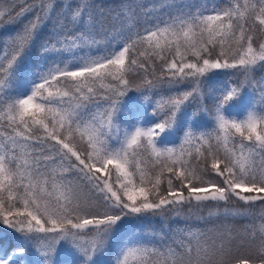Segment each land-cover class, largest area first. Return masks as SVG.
I'll use <instances>...</instances> for the list:
<instances>
[{
	"label": "snow or ice",
	"instance_id": "snow-or-ice-1",
	"mask_svg": "<svg viewBox=\"0 0 264 264\" xmlns=\"http://www.w3.org/2000/svg\"><path fill=\"white\" fill-rule=\"evenodd\" d=\"M163 7L174 4L162 0L137 13L130 4L112 12L95 0H12L0 10V25H21L0 46V224L44 264H52L61 241L83 256L82 264L109 249L113 264H264V81L255 79L264 66V0L151 15ZM154 61L161 62L159 74ZM220 69L243 79L215 101L214 127L187 131L179 149L157 147L155 137ZM137 70L149 88L193 86L157 101V108L167 105L159 123L121 135L114 116L122 98L139 91L129 79ZM242 84H252L261 103L240 119L227 118L223 106ZM100 92L108 108L86 114ZM257 215L258 225L236 232L227 224L185 225L149 238L132 225ZM24 251L17 243L0 253V264H23Z\"/></svg>",
	"mask_w": 264,
	"mask_h": 264
},
{
	"label": "trees",
	"instance_id": "trees-1",
	"mask_svg": "<svg viewBox=\"0 0 264 264\" xmlns=\"http://www.w3.org/2000/svg\"><path fill=\"white\" fill-rule=\"evenodd\" d=\"M12 0H0V10H6L7 6ZM69 2L75 6L77 0H69ZM230 0H166L168 4H174V7H163L159 8L158 11L151 13L152 16L160 17L161 19L166 18L169 14L178 11L187 5L194 7H205L209 11L212 9H219L229 4ZM95 3L103 8L112 12L118 11L123 5L130 4L136 8L137 13L140 12L141 8L150 9L154 6H159L162 0H95ZM59 6V5H58ZM29 17H25L28 19ZM105 26L112 27V20L110 16L105 18ZM21 25L19 23L9 24L7 26L0 25V46H2L5 39L12 33H15ZM50 25H45L40 33V40H43L49 32ZM258 42V41H257ZM32 59H37L36 51H33ZM155 72L157 74L161 71V62L154 61ZM148 77L155 80V76H152L153 71L146 63ZM144 70H137L129 74V79L133 85L138 86L139 91L130 90L121 100L119 104V111L114 116V121L120 126L121 133L124 129H131L137 126L144 129L153 127L159 123L163 114L167 111V105H163L157 108V101H163L167 97L176 94L178 91L190 90L193 86L191 82L181 85L179 89L169 88L166 85L159 86L156 88H149L144 80ZM243 78L232 69H220L210 72L207 77L203 80L201 85L202 96L198 95L191 98L186 102L182 109L177 113L175 123L169 129L160 133L155 137L157 147H176L179 149L183 143V136L189 130L193 132L210 131L214 127V120L212 113L215 107V101L224 94L230 87H234L240 84ZM255 79L257 81H264V66L258 67L255 73ZM148 97V100H145ZM262 97L258 90L254 91L252 84H242L240 94L233 98L229 103L223 106V114L227 118H242L252 105H259ZM108 103L104 99L103 92L98 93L94 98L86 114L100 111L108 108ZM156 112L157 114H154ZM198 113L193 116V113ZM259 210L257 209V213ZM203 216H208V209H205L202 213ZM260 220L258 215L253 218H235L225 220L223 217L216 218L212 217L207 220H182L179 218H171L162 220L159 217L150 218L142 221H132V225L137 229H140L149 234L151 233H165L169 234L170 229L177 226L184 227L185 225L192 228L207 229L214 226L218 227L223 224H227L232 227L234 232L241 230L247 225H258ZM127 230V229H126ZM19 243L25 247L23 253L22 262L23 264H44V257H42L38 251L30 244H25L22 238L17 237V234L8 229L3 224H0V253L6 250H10ZM64 243H68L64 241ZM252 247L248 248L246 245L245 254L255 251V247L259 241L251 242ZM83 256H81L77 250L72 247L69 243L60 245L56 248V251L52 258V264H82ZM113 252L111 249L106 252L97 254L91 261L90 264H113ZM259 264V260H257Z\"/></svg>",
	"mask_w": 264,
	"mask_h": 264
},
{
	"label": "rangeland",
	"instance_id": "rangeland-1",
	"mask_svg": "<svg viewBox=\"0 0 264 264\" xmlns=\"http://www.w3.org/2000/svg\"><path fill=\"white\" fill-rule=\"evenodd\" d=\"M128 130L131 131V130H134V128H131V129L129 128ZM121 135H122V133H121ZM67 244H68V243H64V241H61V242L59 243V245L57 246V248H58L60 245H61V246H62V245H65V246H66Z\"/></svg>",
	"mask_w": 264,
	"mask_h": 264
}]
</instances>
